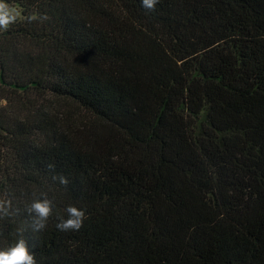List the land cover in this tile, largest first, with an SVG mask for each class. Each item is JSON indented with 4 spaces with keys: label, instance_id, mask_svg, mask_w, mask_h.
<instances>
[{
    "label": "trees",
    "instance_id": "16d2710c",
    "mask_svg": "<svg viewBox=\"0 0 264 264\" xmlns=\"http://www.w3.org/2000/svg\"><path fill=\"white\" fill-rule=\"evenodd\" d=\"M5 3L22 16L0 31V249L264 264V0ZM69 206L78 229L58 227Z\"/></svg>",
    "mask_w": 264,
    "mask_h": 264
},
{
    "label": "clouds",
    "instance_id": "9594fccd",
    "mask_svg": "<svg viewBox=\"0 0 264 264\" xmlns=\"http://www.w3.org/2000/svg\"><path fill=\"white\" fill-rule=\"evenodd\" d=\"M158 0H140L141 7L144 9L152 10L157 4ZM19 16V12L11 9L5 0H0V31L6 30L10 23L16 21ZM41 20L46 17H39ZM29 20L36 19V17L29 16ZM48 168H54L53 164H48ZM55 178V177H54ZM60 182L66 183L63 176L59 177ZM4 201L3 204H6ZM3 204H0L2 206ZM31 208L35 210L39 216L46 217L50 212L49 202L47 200H36L32 202ZM67 212L70 213V218L65 220L58 227L62 229H78L81 227L82 218L84 213L82 210H78L76 207L69 206ZM0 264H34L33 255L30 254L28 248L26 247L25 241L23 239L18 240L14 245L0 249Z\"/></svg>",
    "mask_w": 264,
    "mask_h": 264
},
{
    "label": "rangeland",
    "instance_id": "374dc122",
    "mask_svg": "<svg viewBox=\"0 0 264 264\" xmlns=\"http://www.w3.org/2000/svg\"><path fill=\"white\" fill-rule=\"evenodd\" d=\"M9 7L11 9L19 12V16L18 17L22 16V10H21V8L19 6L16 5V6H9Z\"/></svg>",
    "mask_w": 264,
    "mask_h": 264
}]
</instances>
